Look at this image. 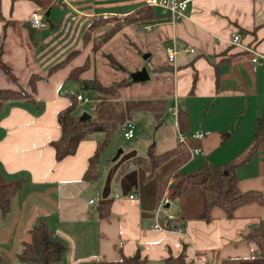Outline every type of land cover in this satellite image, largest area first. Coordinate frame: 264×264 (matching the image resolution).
Listing matches in <instances>:
<instances>
[{
	"label": "crops",
	"instance_id": "crops-1",
	"mask_svg": "<svg viewBox=\"0 0 264 264\" xmlns=\"http://www.w3.org/2000/svg\"><path fill=\"white\" fill-rule=\"evenodd\" d=\"M145 5L146 0H0V93L9 90L17 97L4 101L0 110V172L6 179L22 180L9 211H0V264H19L17 253L31 241L30 229L40 220L66 246L61 264L118 260L137 253L148 264H165L166 258L181 253L188 264H244L259 255L258 245L247 235L264 221V203L246 202L231 214L214 206L202 217L200 192L169 200L168 188L159 193L163 166L146 179L144 167L132 161L159 154L152 148L146 156L126 153L118 169L109 164L118 163L124 151L112 159L111 150L118 145L110 139L98 159V176L91 181L83 176L103 131L80 141L74 154L55 158L51 141L60 136L58 114L79 94L89 101L76 100L78 115L84 113L82 106L92 104L94 111L86 113L95 121L117 123L123 136L124 129L133 126L129 119L119 123L93 116L105 104L121 102L122 88L118 98L97 99L90 84L95 78L101 81L95 32L105 26L92 24L103 15L124 19ZM154 8L149 20L135 25L140 27L141 54L163 53L164 62H151V72L171 75L172 91L162 98V109L175 118L189 152L181 171L203 168L193 181L210 187L229 174L238 193L264 196V0H188L183 15L174 19L168 10ZM33 11L44 15L46 27H30ZM234 33L240 34L241 44L231 43ZM169 46L176 50L172 62L166 54ZM249 47L263 63H252ZM77 67L84 68L71 77ZM171 106L184 118L181 127ZM162 125L159 119L157 129ZM197 131L204 135L193 137ZM175 135L171 148L179 141ZM124 138H134V126L133 137ZM197 149L199 153L191 154ZM103 163L109 166L106 176L100 170ZM162 199L168 202L158 210ZM106 200L102 211L109 213L99 216L98 204ZM170 217L185 231L168 227Z\"/></svg>",
	"mask_w": 264,
	"mask_h": 264
},
{
	"label": "trees",
	"instance_id": "trees-1",
	"mask_svg": "<svg viewBox=\"0 0 264 264\" xmlns=\"http://www.w3.org/2000/svg\"><path fill=\"white\" fill-rule=\"evenodd\" d=\"M154 10V7L148 5L142 6L136 12L126 16L123 21H128L130 24L143 23L152 17ZM107 20L103 19L102 21ZM95 25L96 23L92 24L93 27ZM112 30H108L105 36L110 35ZM57 66L59 65L52 67L50 70ZM83 68L77 67L72 69L70 76H78ZM165 68L167 67H161L163 70ZM35 78L36 76H32L30 79L32 87ZM131 83V78L127 77L108 85L103 84L98 78H95L90 84L98 94L97 99L107 100L118 98L119 90ZM23 94L26 95V93ZM10 98H17L16 93L9 90L0 93V110L4 101ZM76 100L75 97L72 103L58 114L61 132L57 140L51 141V145L54 147L56 160L60 161L66 156L74 154L80 141L88 138L94 131H103L104 136L98 143L94 155L88 159V166L83 176L84 180L91 181L97 178L99 156L108 145L112 132L119 128V125L115 122H98L93 118L80 119V115L76 113ZM178 123L180 127L184 123V118L181 115L179 116V114ZM132 161H137L144 167L146 179L154 177L158 169L163 166L159 193L162 194L168 188L167 198L169 200H174L180 195L193 190L200 192L204 198L205 206V210L201 215L202 217H207L214 206H221L228 214H231L236 207L246 202L258 201L264 203V196L260 192L238 193L236 179L235 177H229V174L222 176V179H220L215 187L208 186L204 181H193V178H196L200 173L205 172V170L200 168L191 172L181 171V166L189 161V152L180 141L169 150L159 154H151L147 157H136ZM171 178H174L173 182H169ZM225 182L227 183L225 184ZM21 186V179L9 180L0 172V211L2 214L5 215L9 211L12 197ZM107 202L109 201H101L98 204L99 216H106L109 213V211H102L104 204H107ZM176 227H178V222L177 219H174L173 228ZM30 234L31 241L24 243L21 250L17 253L19 264H61L66 246L61 240L53 238L44 220H40L37 224L33 225L30 229ZM247 238L258 245L259 255L252 261L244 264H264V221L251 230ZM164 263L188 264L184 253L175 257L170 256L164 260ZM89 264H148V260L137 253L132 257H121L118 260H103Z\"/></svg>",
	"mask_w": 264,
	"mask_h": 264
},
{
	"label": "rangeland",
	"instance_id": "rangeland-1",
	"mask_svg": "<svg viewBox=\"0 0 264 264\" xmlns=\"http://www.w3.org/2000/svg\"><path fill=\"white\" fill-rule=\"evenodd\" d=\"M103 20V19H102ZM98 20L95 26H105L95 32L96 42L94 49V58L97 60L96 66L98 76L105 85L116 82L122 78L130 77V74L141 68L142 64L147 67L150 73V80L145 82H135L131 86L122 88L120 91L122 101L110 106L108 103L98 109L97 116L99 120L111 119L117 122L121 120H131L134 126V138L126 140L123 136L121 127L115 129L111 138L113 143L118 145L111 150L113 159L120 150L124 155L118 163L110 162L113 167H121L125 161L126 153L133 152L140 156H146L150 150L154 153H161L173 146L176 142V121L175 118L162 109L164 101L172 91L171 75L152 73L149 66L151 62L160 60L164 62L163 53L153 51L154 53L146 60L143 54L150 53L144 51L141 54V43L139 25L130 24L123 19H110L107 21ZM94 26V27H95ZM113 29L107 37L108 30ZM103 30V31H102ZM140 39V40H139ZM85 95L93 98L92 91H83ZM82 112L92 111V104H86L80 108ZM94 111V110H93ZM163 119V125L158 128V120ZM155 143V145H154ZM154 145V147H153ZM109 166L103 163L100 166L102 175L109 173Z\"/></svg>",
	"mask_w": 264,
	"mask_h": 264
},
{
	"label": "built area",
	"instance_id": "built-area-1",
	"mask_svg": "<svg viewBox=\"0 0 264 264\" xmlns=\"http://www.w3.org/2000/svg\"><path fill=\"white\" fill-rule=\"evenodd\" d=\"M187 3L188 0H146V4L148 6L151 7H159L162 8L164 10H168L173 19L174 18H179L183 15V13L185 12L186 8H187ZM104 19L107 18L106 15L102 16ZM29 23H30V27L33 29H41L47 26V22L45 21L44 15L38 11H33L30 16H29ZM231 43L233 44H241V36L240 34L234 33L231 36ZM249 50V52L252 55L251 61L252 63H263L259 61L260 58V54L255 51L254 49H252L251 47L247 48ZM192 51V50H190ZM166 54H167V58L168 61L172 62L175 59L176 56V50L174 49L173 46H169L166 48ZM77 101L81 102V103H86L89 101V98L84 97L83 95L79 94L77 95ZM169 110L171 111V113L177 117L178 112H177V108L176 106L174 107H169ZM124 136L129 139L131 137H133V126L129 125L127 128L124 129ZM179 135V141L182 142L183 140V136L181 133L178 134ZM204 135V132L202 131H197L195 132L192 136L196 137V138H201ZM200 151L197 149L195 151H192L191 154H197ZM134 195H130V198H133ZM168 202V199H162L160 202V205L158 207V210L162 208V206L164 204H166ZM175 218L174 217H170L168 219V227H170L171 229H173V220ZM154 227H159L158 224H155ZM176 230H179L180 232L185 231V227L184 226H178L176 227ZM198 261V259L195 258V262Z\"/></svg>",
	"mask_w": 264,
	"mask_h": 264
},
{
	"label": "water",
	"instance_id": "water-1",
	"mask_svg": "<svg viewBox=\"0 0 264 264\" xmlns=\"http://www.w3.org/2000/svg\"><path fill=\"white\" fill-rule=\"evenodd\" d=\"M149 54L146 53L143 55V58L146 59L148 58ZM130 78L132 81H137V82H144V81H147L149 80V74H148V71L146 69V67H141L140 69L132 72L130 74ZM80 119H88L90 118V115L86 112L82 113L79 117ZM121 153V150L117 153L116 156H118L119 154Z\"/></svg>",
	"mask_w": 264,
	"mask_h": 264
}]
</instances>
